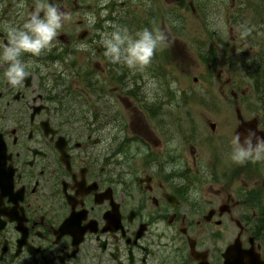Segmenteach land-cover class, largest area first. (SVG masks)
<instances>
[{
	"label": "flooded vegetation",
	"instance_id": "af4514ba",
	"mask_svg": "<svg viewBox=\"0 0 264 264\" xmlns=\"http://www.w3.org/2000/svg\"><path fill=\"white\" fill-rule=\"evenodd\" d=\"M211 1L191 6L202 10L207 48L200 53L226 59L228 135L216 137L212 123L213 138L189 136L170 104L147 106L148 122L119 123L126 116L117 97L141 93L151 73L108 63L98 23L91 35L79 23L82 43L91 37L83 62H71L78 49L67 24L50 52L22 57L47 69L59 62L60 72L32 67L13 88L0 65L3 264H264V163L228 159L235 133L264 137V0H225L223 17L213 15ZM18 2L0 0V27L22 23ZM49 2L65 11L64 0ZM32 6L25 0L23 11ZM71 93L82 97V109L67 111Z\"/></svg>",
	"mask_w": 264,
	"mask_h": 264
},
{
	"label": "rangeland",
	"instance_id": "374dc122",
	"mask_svg": "<svg viewBox=\"0 0 264 264\" xmlns=\"http://www.w3.org/2000/svg\"><path fill=\"white\" fill-rule=\"evenodd\" d=\"M191 1L192 0H79L78 4H74V0H64L62 5L65 6V12L72 14V21L67 24V28L71 31V41L76 48L81 44V40L78 38L79 33L82 31L79 27V23L90 30L89 34L92 33L93 28H95H88L86 26L83 20L84 13L94 12L96 14L98 23V26H96V28H98L97 30L103 29L104 26L106 28L102 31L106 32L111 30L114 21L113 18L109 17V12L106 10L109 5L116 7V10L121 12L123 19H126V16L130 15L132 10H136L135 13L132 14L133 21L127 24L128 27L126 25L130 32L134 33L140 30V25L136 26L137 20L143 19L140 22L142 26L150 29L158 28L163 31L167 37L165 47L158 50L154 55H160L161 58L160 62H156L154 68L158 72L162 71L164 76V80L161 78L158 80L156 79L159 83V91L154 101L152 103H147L143 92L137 93L139 98L120 95L117 97V104L122 108V116L126 117L122 119L119 118V123H121V121H130L132 117L135 116L141 121L148 122L152 117L149 115L147 106L159 103L170 104V107L174 108L170 109L171 117H180V113L184 115L183 125L186 127L184 133L187 132L189 136H196L198 139L204 141H206L208 137L213 138L211 129L212 123L216 124V132L214 134L216 137L228 135L231 126L227 128L229 123L224 122L222 118L223 113H225L224 111L227 110L228 112L227 100L231 98V87L226 83L229 74L225 66L226 62L224 63L226 59L223 55H218V57L213 59L211 56L210 58L205 56V52V55L200 53L202 49L207 48L206 44H204L203 35H205V33L202 31V22L199 21L202 19V10L195 14L192 11V7H196L197 4L192 3L191 6ZM219 1L220 0L211 1L213 4V15L223 17L225 12L228 11L226 7L230 4L225 0L219 4ZM143 2H145L144 7H142ZM122 3L126 6L124 10H121ZM31 10L32 9L27 12ZM106 11L108 14L101 16V13ZM173 25H175L174 28ZM61 33L65 34L66 30L63 31V29H61L59 35H61ZM90 39L84 44H88ZM208 48H210V45H208ZM93 49L95 50V48ZM88 53L89 52H85V50H77V53L72 55L71 60L73 61L74 59V61L83 62L85 55L86 58H88ZM210 59L211 62L208 63ZM149 68L151 67L149 66ZM173 81L176 83L175 89L169 86ZM113 87L114 85L110 87L111 93ZM74 89L78 90L77 87H74ZM71 92H73V89H71ZM211 100H214L216 104L213 105ZM113 102H115L114 99L112 100V103ZM179 105L182 107L180 110H178ZM149 125L155 129L151 122H149ZM127 137L128 135L125 136V138ZM114 139H116V135ZM118 141L119 140H116L115 142L116 146L119 143ZM135 145V143L132 144V150H136ZM207 150H209L208 147H199L201 154H205Z\"/></svg>",
	"mask_w": 264,
	"mask_h": 264
},
{
	"label": "clouds",
	"instance_id": "9594fccd",
	"mask_svg": "<svg viewBox=\"0 0 264 264\" xmlns=\"http://www.w3.org/2000/svg\"><path fill=\"white\" fill-rule=\"evenodd\" d=\"M16 8L22 23H6L0 27V33L3 34L0 36V65H6L2 75L13 88L24 82L32 67L39 68L42 75L52 69L58 72L63 70L59 62L47 69L43 65L35 64L33 60L25 61L22 57L27 54L36 58L50 52L58 42L57 38L63 26L72 21L71 13L61 11L49 0H33L32 10L27 13L23 11L25 0H19ZM104 15L107 13L102 12L101 16ZM83 20L88 28H93L97 23V16L94 12H86ZM97 35L98 43L103 49L102 55L108 63L139 73H144L151 65L155 53L165 47L167 40L165 33L158 28L145 27L133 33L127 27L115 24L110 31H98ZM242 35H246V32ZM87 47L81 43L77 49L83 51ZM47 86H52L51 80L47 82ZM169 86L175 89L176 83L173 81ZM158 91V81L145 75L142 87L145 101L152 103ZM228 159L236 165L264 163V137L250 130L241 140V136L235 133L229 142ZM189 195L198 197L199 192L190 191ZM0 264L3 262L0 261Z\"/></svg>",
	"mask_w": 264,
	"mask_h": 264
}]
</instances>
